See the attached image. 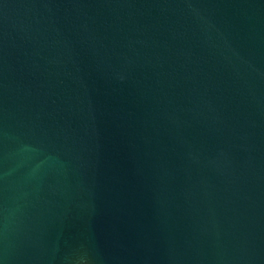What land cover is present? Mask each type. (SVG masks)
<instances>
[{
	"label": "water",
	"instance_id": "water-1",
	"mask_svg": "<svg viewBox=\"0 0 264 264\" xmlns=\"http://www.w3.org/2000/svg\"><path fill=\"white\" fill-rule=\"evenodd\" d=\"M0 264H264V0H0Z\"/></svg>",
	"mask_w": 264,
	"mask_h": 264
}]
</instances>
